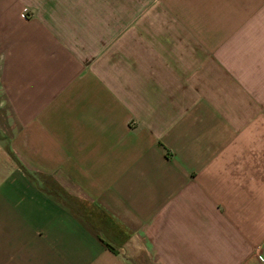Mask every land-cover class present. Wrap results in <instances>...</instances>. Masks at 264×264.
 <instances>
[{
    "label": "crops",
    "instance_id": "0c3cea01",
    "mask_svg": "<svg viewBox=\"0 0 264 264\" xmlns=\"http://www.w3.org/2000/svg\"><path fill=\"white\" fill-rule=\"evenodd\" d=\"M0 264H264V0H0Z\"/></svg>",
    "mask_w": 264,
    "mask_h": 264
},
{
    "label": "rangeland",
    "instance_id": "374dc122",
    "mask_svg": "<svg viewBox=\"0 0 264 264\" xmlns=\"http://www.w3.org/2000/svg\"><path fill=\"white\" fill-rule=\"evenodd\" d=\"M140 256L144 257L142 254H140Z\"/></svg>",
    "mask_w": 264,
    "mask_h": 264
},
{
    "label": "trees",
    "instance_id": "16d2710c",
    "mask_svg": "<svg viewBox=\"0 0 264 264\" xmlns=\"http://www.w3.org/2000/svg\"><path fill=\"white\" fill-rule=\"evenodd\" d=\"M113 250V249H112Z\"/></svg>",
    "mask_w": 264,
    "mask_h": 264
}]
</instances>
